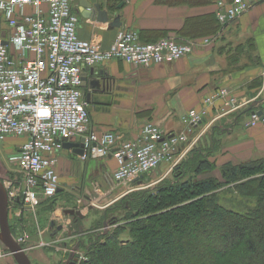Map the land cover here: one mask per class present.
<instances>
[{"label":"built area","instance_id":"2783aa9c","mask_svg":"<svg viewBox=\"0 0 264 264\" xmlns=\"http://www.w3.org/2000/svg\"><path fill=\"white\" fill-rule=\"evenodd\" d=\"M261 3L264 0L220 1L216 16L221 32ZM27 7L34 13L25 14ZM0 15L13 30L8 39L0 36V142L26 138L10 157L19 176L0 179L8 191L10 212L17 219L19 234L14 237L25 252L34 247L28 245L26 223L21 222L36 216L44 201L57 196L60 178L55 154L64 149V139L85 140L81 161L112 157L118 165L113 181L126 184L173 159L189 141L188 132L206 122L211 108H219L222 117L252 106V100L239 101L229 88H219L204 99L201 110H191L182 118L186 132L166 136L148 123L135 141L123 140L113 132L98 135L89 129L88 102L82 89L86 68L114 60L140 68L174 63L189 57L196 44L169 37L143 43L135 32L120 30L110 48L102 50L93 41L79 39L74 0H0ZM215 40L205 39L203 45L210 46ZM249 111L246 126L264 125V102ZM3 250L0 243V255ZM69 250L78 260L87 261L78 251Z\"/></svg>","mask_w":264,"mask_h":264},{"label":"crops","instance_id":"0c3cea01","mask_svg":"<svg viewBox=\"0 0 264 264\" xmlns=\"http://www.w3.org/2000/svg\"><path fill=\"white\" fill-rule=\"evenodd\" d=\"M83 1L111 9L110 22L86 17ZM220 1L232 0H74V12L80 19L79 39L93 41L102 50L110 48L120 30L135 32L143 43L169 37L196 44L189 57L174 63L140 68L114 60L86 68L83 72L86 88L82 89L88 102L90 131L113 132L123 140L135 141L140 137L144 121L151 120L166 136H173L184 130L182 118L191 110H201L204 99L219 88H229L239 101L252 100L254 108L261 105L264 102V3L221 32L216 16ZM24 13L31 15L34 9L27 7ZM117 16L122 26L112 29L110 23ZM12 33L0 15V36L8 39ZM210 38L216 40L204 46V40ZM9 50L15 55L13 49ZM96 78L100 79L98 88L92 86ZM218 110L211 108L206 122L192 130L196 143L212 125L211 133H204L213 149L209 161L218 170L225 164L238 166L264 161V125L246 126L249 114L244 111L220 117ZM80 141L81 138L76 143ZM198 142L191 153L199 146ZM58 154L64 160L63 173L73 174L69 182L78 184L79 188L94 176L102 179L118 167L112 157L81 161L65 149ZM63 213L64 223L79 218L66 215L65 210ZM59 217L64 218L59 215L58 220ZM52 224L51 236L55 239L63 234L65 227L62 223Z\"/></svg>","mask_w":264,"mask_h":264},{"label":"trees","instance_id":"16d2710c","mask_svg":"<svg viewBox=\"0 0 264 264\" xmlns=\"http://www.w3.org/2000/svg\"><path fill=\"white\" fill-rule=\"evenodd\" d=\"M208 154L195 149L176 167L177 179L188 174L191 180L138 197L139 204L128 208L130 238H121L126 228L103 235L81 264H264V161L223 165L222 183L209 177L217 166ZM226 187L255 206L227 208L218 195ZM148 250L153 256L145 257Z\"/></svg>","mask_w":264,"mask_h":264},{"label":"rangeland","instance_id":"374dc122","mask_svg":"<svg viewBox=\"0 0 264 264\" xmlns=\"http://www.w3.org/2000/svg\"><path fill=\"white\" fill-rule=\"evenodd\" d=\"M235 44L237 45L238 43ZM236 45L233 47H236ZM148 123H153L158 127L154 121L146 120L144 121L141 130ZM183 126L184 130L181 132H186L187 130L185 129L187 126L185 123H183ZM211 126L206 128V131H204L205 134L211 131ZM208 129L209 131H207ZM204 133L201 134L199 142L197 141L199 146L195 148H197V151H201L204 155H207L213 149H211L208 140H205L206 137ZM100 134L101 133H98V135ZM188 139L189 141L177 150L173 159L163 161L154 172L145 175V177L139 181H131L126 184H116L112 178L113 173L110 172L107 173L105 177L103 176L102 179L94 176L89 180L90 182L88 184L79 188L78 184L69 182V179L73 177V174L70 175L63 173L64 160L56 153L55 156L59 160L57 173L60 178V188L63 189L62 194H58L57 197L52 200L44 201L41 205L42 207H40L36 213V216L31 219L29 217V220L26 218L21 222L23 224L26 223L24 225L29 236L28 245L34 247V249L27 252L32 264H72L74 260L77 259L76 257H74V259L70 258L69 246L72 244L75 245V247H78V252L84 258H87V249L92 243L98 241L103 235L110 234L119 228H126V224L128 223L126 219L130 216L128 208H130L132 204L134 206L139 204L137 201L138 197L150 194L157 196L158 189L166 184L173 185L179 181L183 182L191 180V176L186 173V176L177 179L176 177L180 173L175 171L177 166L192 159L191 151L197 143L193 142L192 131L188 132ZM25 141L26 138L10 137L4 142H0V177H18L17 169L11 163L10 157L15 153H13L15 147L18 145L21 146ZM188 146L191 148L188 149ZM214 150L218 151L216 149ZM178 153L181 154L178 155ZM113 162L117 163L114 159ZM180 172H184V168H182ZM210 177L223 183L221 170H218L217 168L213 170ZM139 182L142 184H139ZM218 195L221 203L235 212H245L247 209L255 206V201L244 199L238 191L229 187H226L223 191L219 192ZM135 200L137 203H135ZM86 202H88L87 205ZM68 209L81 211L85 216V220L78 218V220L72 219L71 222L70 219V222L64 223L62 219L66 218L63 212ZM59 215H62L64 218L59 217L60 219L58 220L57 218ZM16 221L17 219L11 211L9 215L10 227L13 225L14 233L15 235H18L19 232H17ZM51 223H62L64 225L65 228H62L65 231L60 237L58 236L57 238L52 239L51 233L53 230L50 227ZM26 227L28 228L26 229ZM121 238L123 240H128L130 238L128 228L125 229ZM42 242L49 243L50 246H40ZM145 254V257L153 256L152 252L149 250ZM75 256L78 255L75 254ZM82 262L84 261L81 259L75 264H81ZM0 264L17 263L7 251L3 250L2 255H0Z\"/></svg>","mask_w":264,"mask_h":264},{"label":"water","instance_id":"95a60500","mask_svg":"<svg viewBox=\"0 0 264 264\" xmlns=\"http://www.w3.org/2000/svg\"><path fill=\"white\" fill-rule=\"evenodd\" d=\"M83 12L86 17L91 18L92 20L97 19L98 22L101 23H109L110 22V10L106 6L102 4L96 3L91 4L85 1L81 4ZM122 23L120 21V17L117 16L111 23L110 27L120 28ZM94 74V73H93ZM95 75V74H94ZM87 81L85 74L82 75V88H86ZM92 86L98 88L100 86V79H94L92 82ZM251 107L249 110H252ZM63 148L72 152L75 156H83L85 152V140L82 139L78 143L68 142L67 139L63 140ZM88 202H86V205ZM65 214L72 217L84 218V214L79 210L69 209L65 211ZM55 225L54 223L52 224ZM59 230H62V227H59ZM0 243L2 246L12 255L15 262L17 264H32L29 256L23 250V248L16 241L9 222V196L8 192L0 180ZM71 258V257H70ZM78 259H75L72 264H75Z\"/></svg>","mask_w":264,"mask_h":264},{"label":"flooded vegetation","instance_id":"af4514ba","mask_svg":"<svg viewBox=\"0 0 264 264\" xmlns=\"http://www.w3.org/2000/svg\"><path fill=\"white\" fill-rule=\"evenodd\" d=\"M74 257H75V256H74V255H72V258H71V259H74Z\"/></svg>","mask_w":264,"mask_h":264}]
</instances>
